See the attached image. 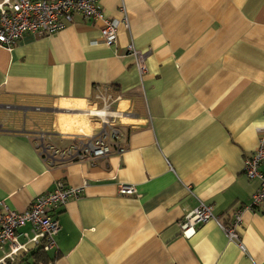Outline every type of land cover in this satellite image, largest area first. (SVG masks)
Wrapping results in <instances>:
<instances>
[{"label":"crops","instance_id":"1","mask_svg":"<svg viewBox=\"0 0 264 264\" xmlns=\"http://www.w3.org/2000/svg\"><path fill=\"white\" fill-rule=\"evenodd\" d=\"M99 3L119 29L114 45L103 22L76 14L61 31L0 47V210L25 211L58 182L82 188L55 213L57 248L38 264H264V205L245 208L260 181L244 174L264 135V0ZM131 42L146 55L143 76ZM104 115L123 154L42 156L39 140L66 148L98 135ZM201 202L224 222L243 208L246 251L215 221L182 233Z\"/></svg>","mask_w":264,"mask_h":264},{"label":"built area","instance_id":"2","mask_svg":"<svg viewBox=\"0 0 264 264\" xmlns=\"http://www.w3.org/2000/svg\"><path fill=\"white\" fill-rule=\"evenodd\" d=\"M76 14L89 21L103 22V42L107 45L117 43L119 29L113 21L105 17L99 0H0V47L11 49L27 33L43 36L61 31L74 22ZM122 21L129 28L126 13ZM127 52L133 56L140 75H145L146 55L133 42L128 44ZM102 120L104 127L98 135L76 138L66 148L47 145L39 140L38 147L42 156L48 163L55 164L57 161H84L107 157L114 149L118 154H123V146H112L111 139L118 140L120 136L114 120L108 119L106 115ZM263 163L264 135L260 137L256 151L244 161L246 177L260 181L251 202L245 207L247 209L254 210L264 205V171L260 168ZM119 190L123 195H134L137 192L136 187L131 184H121ZM81 192L82 188L58 182L54 190L38 195L25 211L0 210V249L9 248L0 263L21 264L25 256L35 249H56V236L61 226L55 213L71 199L79 197ZM242 211L243 208L235 210L232 219L224 222L214 214L212 205L201 202L184 216L180 228L184 235L190 236L195 233L199 224L215 221L226 233L229 241L237 243L240 249L246 251L239 233V228L243 226ZM26 225L31 226V233L22 230ZM23 237L24 240L21 239Z\"/></svg>","mask_w":264,"mask_h":264},{"label":"trees","instance_id":"3","mask_svg":"<svg viewBox=\"0 0 264 264\" xmlns=\"http://www.w3.org/2000/svg\"><path fill=\"white\" fill-rule=\"evenodd\" d=\"M29 258H33L35 264H38L39 262H47L49 257L47 255V252L44 251L42 248H38L37 250H34L31 255L29 256ZM29 258L23 260V262L25 261V263L29 262Z\"/></svg>","mask_w":264,"mask_h":264},{"label":"bare ground","instance_id":"4","mask_svg":"<svg viewBox=\"0 0 264 264\" xmlns=\"http://www.w3.org/2000/svg\"><path fill=\"white\" fill-rule=\"evenodd\" d=\"M97 114H98V115H103L104 113H103V112H98Z\"/></svg>","mask_w":264,"mask_h":264}]
</instances>
